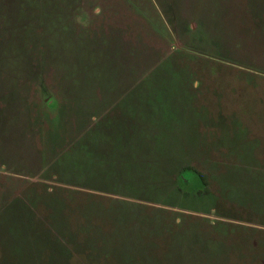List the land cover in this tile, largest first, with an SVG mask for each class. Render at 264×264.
Listing matches in <instances>:
<instances>
[{
	"label": "rangeland",
	"instance_id": "1",
	"mask_svg": "<svg viewBox=\"0 0 264 264\" xmlns=\"http://www.w3.org/2000/svg\"><path fill=\"white\" fill-rule=\"evenodd\" d=\"M0 264H264V0H0Z\"/></svg>",
	"mask_w": 264,
	"mask_h": 264
},
{
	"label": "trees",
	"instance_id": "2",
	"mask_svg": "<svg viewBox=\"0 0 264 264\" xmlns=\"http://www.w3.org/2000/svg\"><path fill=\"white\" fill-rule=\"evenodd\" d=\"M197 173H199V175L203 179L204 183L207 185L208 184V179H207L206 173L205 172H202V171H197Z\"/></svg>",
	"mask_w": 264,
	"mask_h": 264
}]
</instances>
